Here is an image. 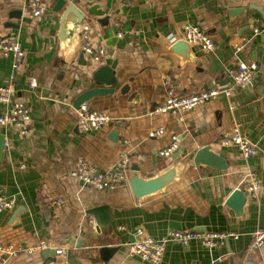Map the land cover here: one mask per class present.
<instances>
[{
  "label": "crops",
  "instance_id": "crops-1",
  "mask_svg": "<svg viewBox=\"0 0 264 264\" xmlns=\"http://www.w3.org/2000/svg\"><path fill=\"white\" fill-rule=\"evenodd\" d=\"M43 1L45 10L34 15L24 0H0V35L18 36L25 49L15 71L12 55H0V87L12 91L10 101L0 102V114L12 111L13 101L25 102L31 112L25 135L14 123H0L5 137L0 194L16 199L14 209L0 213V245L33 247L7 257L0 251V264H43L42 252L58 248L64 249L66 264H262L264 244L256 248L253 243L254 232L264 230V0H68L85 18L64 57L59 53L60 12L53 11L54 0ZM84 24L90 26V42L104 46L100 61L80 49ZM188 24L199 26L216 45L205 52L192 44L194 62H182L170 50ZM244 38L246 47L236 51L235 43ZM252 61L259 69L251 86L230 96L221 93L181 114L154 112L166 97V78L178 95L225 89L232 85V69ZM103 65L111 67L116 91L83 104L115 122L82 131L75 100L99 86L93 73ZM130 79L131 92L117 96ZM158 127L164 133L150 136ZM235 131L256 145L255 155L246 157L237 146L223 143ZM173 136L178 148L161 155ZM205 145L224 159V168L194 163L193 153ZM179 151L188 152L185 161L174 159ZM122 155L129 159L128 178L114 189H96L71 175L79 158L102 171ZM178 163L176 181L165 192L134 197L128 184L133 166L150 177ZM250 173L261 189L256 197L249 193L238 215L226 201ZM59 197L62 202L53 203ZM99 208V214L90 213ZM121 225L141 226L155 238L170 229L193 228L239 236L211 249L196 241L170 243L164 260L153 263L131 255L135 237ZM43 241L47 247H40ZM104 247L115 248L105 253L107 259Z\"/></svg>",
  "mask_w": 264,
  "mask_h": 264
},
{
  "label": "built area",
  "instance_id": "built-area-1",
  "mask_svg": "<svg viewBox=\"0 0 264 264\" xmlns=\"http://www.w3.org/2000/svg\"><path fill=\"white\" fill-rule=\"evenodd\" d=\"M9 2L11 0H4ZM27 4L28 10L34 15H41L45 10V2L43 0H24ZM264 2V1H263ZM264 9V3H263ZM90 26L84 24L81 27V43L80 49L83 53L90 55L95 61H100L105 53L104 46L102 44L93 45L90 42L89 37ZM258 32V29H255ZM188 41L191 44H197L202 47L205 52L215 51L216 45L212 38L199 26L188 24L185 27L184 35L180 38ZM179 39H176L177 41ZM174 41V42H175ZM247 41L244 38L241 42L235 43V50L241 51L246 47ZM11 54L13 57L12 67L15 71L22 63L25 57V49L22 43L19 41L18 36L15 35H0V55L7 56ZM259 65L257 62H240L232 69L231 74L233 78L232 85L229 88L218 89L210 88L198 93L178 95L174 93L169 78L165 79L166 97L158 103L154 112L174 114H181L184 111L191 110L205 102L217 98L221 93L231 95L232 92L238 88L251 86L256 78ZM31 85L35 86L36 82L31 81ZM11 89L0 87V102L10 101ZM78 113V127L82 131H92L103 127L106 124L115 122V119L108 113L92 109L87 104H82L77 111ZM31 120L30 107L23 101H13L12 111L10 113L0 114V123L6 125L8 123H14L20 133L25 135L29 131V121ZM163 127H158L150 132V136H159L164 133ZM223 143L226 145L237 146L246 157L255 155L257 152L256 145L253 144L246 137L241 135L239 131H235L231 135H225L223 137ZM6 145V143H5ZM178 148L177 136L172 137L170 145L160 151L161 155H170ZM128 162L129 159L126 155H122L121 158L115 163L114 166L109 169L98 171L94 165H92L85 158H79L75 168L72 170L71 175L82 181L85 185H90L96 189H114L115 187L122 185L128 178ZM244 187L251 195L257 196L258 191L261 189V184L258 181L254 173L247 175L245 179ZM62 198H57L53 203H61ZM16 199L13 197L0 194V213L4 211H11L14 209ZM120 229L132 231L135 239L130 242L131 255H138L146 261L153 263H161L164 260L165 250L168 244L178 243L181 245H188L192 241L200 243L202 246L209 249L215 248L230 238H238V234L233 231H217L213 229H170L161 238H155L149 235L141 226H135L128 228L126 225H121ZM254 246L256 248L264 244V230L257 229L254 232ZM40 247H47L46 242H41ZM33 250L31 248H24L15 244L0 245V251L3 252L6 257L14 256L22 253L26 250ZM57 255H63L64 249H56ZM4 262L5 257L2 259ZM264 264V258L262 261Z\"/></svg>",
  "mask_w": 264,
  "mask_h": 264
},
{
  "label": "water",
  "instance_id": "water-1",
  "mask_svg": "<svg viewBox=\"0 0 264 264\" xmlns=\"http://www.w3.org/2000/svg\"><path fill=\"white\" fill-rule=\"evenodd\" d=\"M55 6L53 7V11L60 12V28H59V53L60 56L64 57L69 50L72 48L74 43V38L76 31L80 25V23L84 20L85 14L81 9L72 1L68 0H54ZM20 16L21 13L13 12ZM10 26L18 27L17 24H10ZM35 44V41H34ZM170 50L178 55L182 62H194L196 61V57L192 48V44L184 39H179L173 42L170 46ZM83 57V54L81 55ZM93 80L99 84L98 87L90 88L84 92H82L77 99L75 100V106L80 108V106L87 102L88 100L101 95L112 94L116 91V79L113 77V71L111 67L108 65L99 66L94 70ZM131 79L121 85L119 89H117L118 95H127L131 92ZM262 93L264 94V87ZM134 97L137 96L133 95ZM4 142L5 137L0 134V159H2L4 154ZM188 152L182 153L179 151L178 154L175 155L174 159L179 158L180 161H183ZM185 161V160H184ZM193 161L195 164L205 163L212 167L224 168L225 161L222 157L218 156L216 152L211 150L209 145H205L195 151L193 153ZM183 165V164H182ZM178 164H172L171 166L155 173L154 175L148 177L140 173V169L137 166H133L132 172H129V186L135 198L138 200L145 199L154 194L165 192L167 187H169L174 181H176V176L178 173ZM249 195V191L242 187H238L232 191L229 195L226 204L234 209V211L240 215L243 212L244 205L247 201V196ZM24 207H19L13 218L16 220L17 216L21 213ZM102 209H93L90 211L91 214L97 215ZM115 248L104 247L102 249L103 259H107L105 257V253H111ZM42 257L44 258L43 264H66V260L64 257L57 255L55 249H48L42 252ZM195 264V263H192Z\"/></svg>",
  "mask_w": 264,
  "mask_h": 264
}]
</instances>
